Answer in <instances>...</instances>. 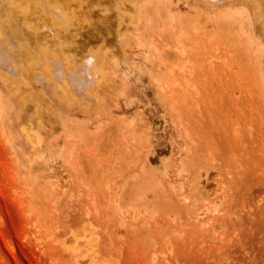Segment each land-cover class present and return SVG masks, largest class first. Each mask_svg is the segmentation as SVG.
Wrapping results in <instances>:
<instances>
[{
	"label": "rangeland",
	"instance_id": "rangeland-1",
	"mask_svg": "<svg viewBox=\"0 0 264 264\" xmlns=\"http://www.w3.org/2000/svg\"><path fill=\"white\" fill-rule=\"evenodd\" d=\"M161 1L96 29L88 102L40 54L5 70L0 264H264V0Z\"/></svg>",
	"mask_w": 264,
	"mask_h": 264
},
{
	"label": "bare ground",
	"instance_id": "bare-ground-1",
	"mask_svg": "<svg viewBox=\"0 0 264 264\" xmlns=\"http://www.w3.org/2000/svg\"><path fill=\"white\" fill-rule=\"evenodd\" d=\"M201 1L198 0V2ZM211 1H214L213 4L217 8L216 10H223L229 6L230 1L235 0ZM126 2L129 4L126 5ZM151 2L152 0H0V91L5 89L10 92L8 86L4 84L2 76L5 74V70L17 73L13 65L14 61L27 64L30 57H37L40 54L48 71L63 81L73 82L77 94L88 102L90 100L88 87L95 82L97 77L106 80L110 75L109 67L105 62V59L110 57L108 47L99 42L100 38L97 37L96 29L101 28L100 31L106 29L110 33L113 26L125 24L126 30L121 27L120 30L132 36L129 26L133 30L138 26L140 27V21L144 18ZM101 4H104L103 9L105 10H109L116 5L118 8L117 13L115 12L116 21L110 15L98 17L91 23L93 24L92 31L87 32L85 37L78 39L81 34L79 31L81 25L78 21L81 17L86 19L96 15L93 6ZM122 6L127 8V12L124 13ZM86 7L88 10H84ZM152 7L155 10V7ZM147 13L146 15L150 17V13H148L149 15ZM155 17H158V15H155ZM142 21L144 24L145 19ZM45 27L49 28L50 35L54 37L52 42H49L46 38L47 35L45 36L40 32V28ZM46 84L51 89L49 83ZM14 102L23 105L17 99H14ZM14 102L10 101V105L5 102L6 105H9L6 106L7 113L11 112V114H8L9 116H6L9 118L12 116V120L15 118L12 115L14 114V111H12L13 106H17ZM5 119L4 117L3 120L6 122L4 124L8 125L7 119ZM9 124L15 126L17 123L14 120ZM6 128V131L10 130L11 126L9 125ZM18 132L20 133V131Z\"/></svg>",
	"mask_w": 264,
	"mask_h": 264
}]
</instances>
